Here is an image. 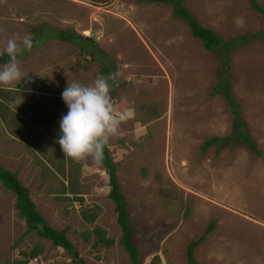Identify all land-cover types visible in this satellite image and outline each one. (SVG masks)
Masks as SVG:
<instances>
[{
	"label": "rangeland",
	"instance_id": "rangeland-1",
	"mask_svg": "<svg viewBox=\"0 0 264 264\" xmlns=\"http://www.w3.org/2000/svg\"><path fill=\"white\" fill-rule=\"evenodd\" d=\"M147 1L0 0V50L17 33L39 43L20 52L22 80L0 86L62 94L69 80L112 77L118 107L135 113L107 149L138 264H187V246L211 223L193 252L196 264H264V17L248 0H181L202 27L236 43L210 51L173 5ZM57 31L86 40L46 36ZM88 39L86 53L79 45ZM225 78L254 150L233 133V108L214 91ZM211 138L222 142L203 150ZM69 160L66 178L42 168L40 181L28 175L24 184L51 228L66 231L76 257L27 232L14 194L0 183V264H131L105 169L91 157ZM96 229L114 241L109 248L93 246Z\"/></svg>",
	"mask_w": 264,
	"mask_h": 264
},
{
	"label": "trees",
	"instance_id": "trees-1",
	"mask_svg": "<svg viewBox=\"0 0 264 264\" xmlns=\"http://www.w3.org/2000/svg\"><path fill=\"white\" fill-rule=\"evenodd\" d=\"M251 4L253 10L263 15L264 17V9L257 3L256 0H248ZM147 2L152 3H162V4H171L175 8V14L178 17L184 18L188 24L190 32L195 39H199L204 43V47L207 50H214L217 47H223L227 52L231 51L233 47H235L236 43H223L220 38H218L211 30L202 27L199 22L195 19L193 15H191L183 6L181 0H148ZM47 37L53 36L63 42L69 43H77L83 39L80 36H76L71 31H57L52 35H46ZM252 37V36H251ZM255 37V36H253ZM249 39L250 35L243 38ZM91 40L88 39L86 43L83 45H79L81 50L86 52V48H89ZM78 44V43H77ZM39 43H33V47H37ZM87 53V52H86ZM26 54V51L18 54V60ZM226 59L228 58L226 54ZM8 56L5 53L3 56H0V64L3 65L8 61ZM225 67H229L228 60L224 61ZM109 67H105L104 71H109ZM226 75L228 74V70L224 72ZM215 92H221L223 98L230 103L231 108H233L234 122H233V133L237 135L240 139H242L243 143L254 150V144L249 138V135L245 131L242 119L238 110L236 109V104L231 97L230 87L228 84L227 78L219 81V83L214 88ZM222 142V140L217 138H211L207 141V143L203 146V150H206L212 145H216ZM101 165L106 171L108 175V185L110 188L109 191V199H111L115 205V212L117 213L116 223L119 226L123 236L120 239V244L123 246L124 250L127 252L130 258L131 264H138V252L136 244L133 240V230L128 222V212H127V204L124 199V196L121 193L120 185L117 178L116 166L112 163L107 146L104 149V156L101 162ZM0 183L6 188V190L12 192L15 195V209L18 211L19 218L24 222L27 232L36 233L40 238L45 240H49L52 244L65 251L71 258L74 259L76 257V250L73 247L72 243L66 237V231H57L48 224L45 218L39 213L37 207L33 203L30 197L29 190L25 188L22 183L18 180L15 174L10 173L7 170H4L0 166ZM214 224L211 223L208 229L206 230V234L204 236L199 237L197 240L189 243L186 249V262L187 264H196L194 261L193 252L194 250L202 244L206 236L213 230ZM94 234L98 235V239L93 246L103 245L106 248H109L114 241L112 239H106L103 236V233L99 230H94ZM39 251H33L28 254L29 259H34L38 256ZM19 264H28L27 261L19 262Z\"/></svg>",
	"mask_w": 264,
	"mask_h": 264
},
{
	"label": "crops",
	"instance_id": "crops-1",
	"mask_svg": "<svg viewBox=\"0 0 264 264\" xmlns=\"http://www.w3.org/2000/svg\"><path fill=\"white\" fill-rule=\"evenodd\" d=\"M32 90L0 86V166L15 174L22 185L28 175H36L40 181L42 168L61 179L70 171V158L64 156L57 143L62 135L60 121L67 113L62 94ZM30 197L34 203L33 196Z\"/></svg>",
	"mask_w": 264,
	"mask_h": 264
},
{
	"label": "clouds",
	"instance_id": "clouds-1",
	"mask_svg": "<svg viewBox=\"0 0 264 264\" xmlns=\"http://www.w3.org/2000/svg\"><path fill=\"white\" fill-rule=\"evenodd\" d=\"M32 47L30 35L21 37L17 33L7 40L0 50V56L6 53L9 58L0 66V85L10 86L22 80L24 73L18 54L24 49L30 51ZM110 79L111 76L101 75L87 85L69 80L62 93L68 112L60 121L62 135L57 141L65 157L76 162L91 157L100 164L110 138L119 134L123 122L134 118L132 109L121 110L111 96Z\"/></svg>",
	"mask_w": 264,
	"mask_h": 264
}]
</instances>
